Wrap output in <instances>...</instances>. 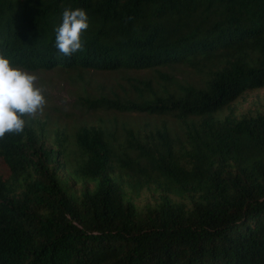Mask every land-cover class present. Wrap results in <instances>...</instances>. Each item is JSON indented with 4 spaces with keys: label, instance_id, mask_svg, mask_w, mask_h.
<instances>
[{
    "label": "trees",
    "instance_id": "obj_1",
    "mask_svg": "<svg viewBox=\"0 0 264 264\" xmlns=\"http://www.w3.org/2000/svg\"><path fill=\"white\" fill-rule=\"evenodd\" d=\"M0 54L73 94L0 139V264H264V0H0Z\"/></svg>",
    "mask_w": 264,
    "mask_h": 264
},
{
    "label": "clouds",
    "instance_id": "obj_2",
    "mask_svg": "<svg viewBox=\"0 0 264 264\" xmlns=\"http://www.w3.org/2000/svg\"><path fill=\"white\" fill-rule=\"evenodd\" d=\"M88 16L81 8H66L62 22L54 28L55 47L64 56L83 50L82 35L88 29ZM38 77L0 54V139L6 134L24 131V117L43 114L47 103L44 90L36 84Z\"/></svg>",
    "mask_w": 264,
    "mask_h": 264
},
{
    "label": "rangeland",
    "instance_id": "obj_3",
    "mask_svg": "<svg viewBox=\"0 0 264 264\" xmlns=\"http://www.w3.org/2000/svg\"><path fill=\"white\" fill-rule=\"evenodd\" d=\"M30 73H33L38 77L36 84L38 87H41L44 90V95L47 101L44 110H47L50 113L54 114L56 113L54 109L57 110L58 108L62 110H71L73 94L71 93L68 85L65 82H62V80L59 76L56 75V73H54L53 71H37ZM178 75L180 76V74ZM236 107V110L239 113H264V88L245 92L242 97L237 99ZM141 116L136 115L135 118L141 120ZM127 118L129 119V117ZM131 118H134L133 115L131 116ZM58 122H60V125L62 126L60 118H58ZM69 123H71V121H69ZM47 130L49 134L48 142L51 144L53 141V125L48 126ZM0 171H4V165L2 164L1 160ZM67 179L70 182L72 190L76 191L77 193L80 192L84 188V186H88L90 188L93 186L92 183H76L70 178ZM155 198V194L144 195L143 197H141L142 202L140 205L152 203Z\"/></svg>",
    "mask_w": 264,
    "mask_h": 264
}]
</instances>
